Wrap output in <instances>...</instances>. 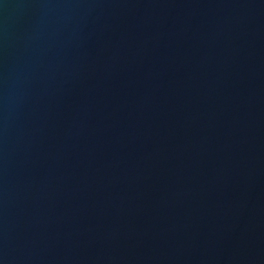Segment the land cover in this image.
Returning a JSON list of instances; mask_svg holds the SVG:
<instances>
[{
    "label": "water",
    "instance_id": "95a60500",
    "mask_svg": "<svg viewBox=\"0 0 264 264\" xmlns=\"http://www.w3.org/2000/svg\"><path fill=\"white\" fill-rule=\"evenodd\" d=\"M0 264H264V0H0Z\"/></svg>",
    "mask_w": 264,
    "mask_h": 264
}]
</instances>
